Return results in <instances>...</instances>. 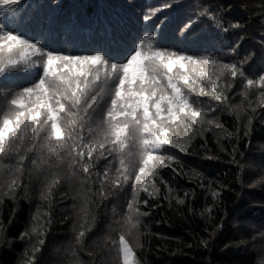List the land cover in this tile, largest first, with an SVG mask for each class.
<instances>
[{
    "label": "trees",
    "instance_id": "trees-1",
    "mask_svg": "<svg viewBox=\"0 0 264 264\" xmlns=\"http://www.w3.org/2000/svg\"><path fill=\"white\" fill-rule=\"evenodd\" d=\"M166 2L22 0L18 10H0V20L10 27L23 25L38 32L50 47L73 54L109 51L114 40L121 46L130 44L132 38L144 37L147 24H159L165 16L169 19L162 27L169 39L162 46L172 47L170 37L178 36V26L196 20L193 39L200 40L180 48L225 62L251 57L244 65L249 78L264 72V0H179L164 9ZM149 4L162 11L146 22ZM200 11L209 15L198 17ZM242 83L237 78L227 104L211 102L215 111L209 116L223 128L191 132L187 153L166 147L179 163L159 169L156 198L140 194L141 201L148 200L146 206L140 205L148 214L138 229L140 247H134L140 264H264V107L259 105L257 90H251L248 99L240 94ZM17 86L13 83L9 88ZM84 134L88 135L86 130ZM47 155L38 147L29 151L14 196L0 195V264H29L34 248L40 249L34 264H122L111 240L118 241L117 221L126 212L132 181L122 190L111 183L102 188L97 174L102 176L105 170L108 160L104 159L95 161L91 176L62 167L60 183L45 200L42 193L51 171ZM4 163L14 165L16 158ZM214 191L220 193L216 198ZM177 197L184 203L178 204ZM85 201L88 227L77 244ZM126 238L135 243L133 237Z\"/></svg>",
    "mask_w": 264,
    "mask_h": 264
},
{
    "label": "snow or ice",
    "instance_id": "snow-or-ice-1",
    "mask_svg": "<svg viewBox=\"0 0 264 264\" xmlns=\"http://www.w3.org/2000/svg\"><path fill=\"white\" fill-rule=\"evenodd\" d=\"M21 3L0 0V10H18ZM178 3L168 0L163 8ZM161 11L149 4L143 18L150 21ZM168 19L165 16L159 24H147L143 38L138 35L124 46L114 40L111 50L96 49L93 54L52 48L38 32L23 25L10 27L0 20V195L14 196L24 172L23 161L37 147L48 154L51 170L42 193L45 200L60 183L58 170L62 167L78 168L91 176L95 161L108 160L102 176L97 174L102 188L111 183L122 190L132 181L126 212L117 221L118 241L111 240L122 264H140L134 247H140L138 229L141 218L148 214L140 209L141 204H148L147 199H139L140 194L156 198L159 169L179 163L166 147L187 153L191 132L223 128L209 116L215 111L211 102L227 104L237 78L243 82L240 94L248 99L249 92L257 90L259 105L264 107V72L249 78L244 68L251 57L236 63L215 55L188 54L179 45L200 40L193 39L196 20L178 26V36L172 33L170 37L173 46L163 47L169 39L165 31ZM13 83L19 86L10 89ZM203 97L207 101L200 99ZM13 157L14 165L4 163ZM160 182L166 184L162 178ZM100 195H105L103 190ZM219 195L213 192L214 198ZM176 202L183 204L184 200L177 197ZM207 211L213 210L209 207ZM81 213L77 244L82 243L88 227L87 201ZM32 231L35 234L36 228ZM126 237H133L135 243ZM37 251L40 249H33L29 264H34Z\"/></svg>",
    "mask_w": 264,
    "mask_h": 264
},
{
    "label": "rangeland",
    "instance_id": "rangeland-1",
    "mask_svg": "<svg viewBox=\"0 0 264 264\" xmlns=\"http://www.w3.org/2000/svg\"><path fill=\"white\" fill-rule=\"evenodd\" d=\"M245 228H248V226L247 225H243Z\"/></svg>",
    "mask_w": 264,
    "mask_h": 264
}]
</instances>
